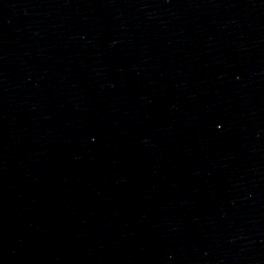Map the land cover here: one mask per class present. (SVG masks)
<instances>
[{"label":"water","instance_id":"obj_1","mask_svg":"<svg viewBox=\"0 0 264 264\" xmlns=\"http://www.w3.org/2000/svg\"><path fill=\"white\" fill-rule=\"evenodd\" d=\"M0 264H264V0H0Z\"/></svg>","mask_w":264,"mask_h":264}]
</instances>
